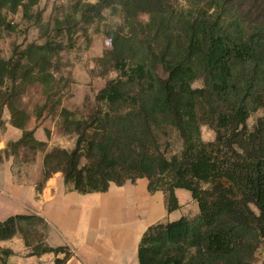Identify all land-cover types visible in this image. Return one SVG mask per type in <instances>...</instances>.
Segmentation results:
<instances>
[{
	"label": "trees",
	"instance_id": "obj_1",
	"mask_svg": "<svg viewBox=\"0 0 264 264\" xmlns=\"http://www.w3.org/2000/svg\"><path fill=\"white\" fill-rule=\"evenodd\" d=\"M38 2L0 0V37L11 28L8 15L27 17ZM105 10L121 24L105 31L109 48L98 65L102 75L117 76L86 117L59 110L61 133L75 137L70 152L46 153L16 105L33 85L52 89L53 59L65 48L48 40L14 50L7 60L0 52V113L5 108L21 132L4 156L42 153L43 182L60 172L65 187L81 195L145 179L150 194L165 195L168 213L179 208L175 191L189 192L198 214L150 226L138 264H256L264 248V117L252 130L246 122L264 112V0H85L58 26L70 40L77 25L100 22ZM202 126L213 141L201 140ZM167 130L182 142L170 158L160 144ZM45 229L37 216L9 217L0 222V242L20 233L31 256L63 253L54 264H64L68 252L47 247ZM10 255L0 250V261Z\"/></svg>",
	"mask_w": 264,
	"mask_h": 264
},
{
	"label": "crops",
	"instance_id": "obj_2",
	"mask_svg": "<svg viewBox=\"0 0 264 264\" xmlns=\"http://www.w3.org/2000/svg\"><path fill=\"white\" fill-rule=\"evenodd\" d=\"M37 133L34 132L35 140L48 143L44 132V140L38 139ZM20 137L21 132H0V222L16 215L42 219L46 229L40 231L41 239L49 248L68 252L64 264H138L137 248L150 226L169 222L165 220L169 215L180 219L198 214L190 193L186 191L189 198L180 190L175 191L179 208L168 213L165 195L150 194L145 179L122 186L111 184L104 193L85 195L67 189L60 172L43 182V155L36 156L33 173L26 165L17 166L13 157L4 156L7 144ZM180 195L184 205L179 202ZM177 211L180 214H175ZM0 250L11 252L0 264H54L56 259L64 258L63 253L31 256V248L20 233L0 242ZM256 258V264H264V248Z\"/></svg>",
	"mask_w": 264,
	"mask_h": 264
},
{
	"label": "rangeland",
	"instance_id": "obj_3",
	"mask_svg": "<svg viewBox=\"0 0 264 264\" xmlns=\"http://www.w3.org/2000/svg\"><path fill=\"white\" fill-rule=\"evenodd\" d=\"M85 0H39L24 17L21 12L16 15H8L10 29L5 30L0 37V52L4 60L11 57L14 50L21 51L29 44L43 45L46 41L61 44L65 49L53 59L51 90L42 85H33L16 100V105L29 115L26 125L27 131L38 132L37 138L44 140L42 132H49L46 153L61 149L70 152L74 148L75 137L61 132V120L59 110L64 108L73 112L77 118H84L90 111L97 108L95 97L105 86L107 81L116 78L115 72L102 75L98 60L108 50L109 43L105 38V31L121 24L119 17L111 14L109 10L103 12V19L90 26L80 28L76 26V33L69 40L60 23L77 2ZM175 2V0H171ZM146 16L141 15L140 20L145 22ZM78 20V19H77ZM71 46L68 48V46ZM194 88L201 87L197 82ZM46 107L45 109H43ZM53 107V109H51ZM41 112V114H40ZM38 114L40 117L37 118ZM264 117V112L259 110L250 115L246 125L252 130L258 119ZM0 132H20L10 125V116L4 108L0 113ZM167 134L161 137V150L167 158L178 155L182 150V142L176 132L167 130ZM46 136V135H45ZM200 137L204 143L214 139V133L202 126ZM10 152H12L10 150ZM42 153H31L19 150L14 160L17 166L22 164L28 170L34 172V162ZM84 163V161H82ZM20 167H23V166ZM182 195L190 198L189 193L180 190ZM180 195L179 202L184 205L185 200ZM184 197V196H183ZM185 199V197H184ZM177 211L175 214H180ZM177 215H169L165 220L171 222L179 219Z\"/></svg>",
	"mask_w": 264,
	"mask_h": 264
}]
</instances>
